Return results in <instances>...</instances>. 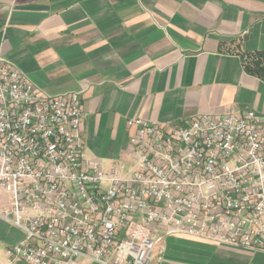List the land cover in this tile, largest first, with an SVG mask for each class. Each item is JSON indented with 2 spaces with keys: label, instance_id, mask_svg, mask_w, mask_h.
Segmentation results:
<instances>
[{
  "label": "built area",
  "instance_id": "obj_1",
  "mask_svg": "<svg viewBox=\"0 0 264 264\" xmlns=\"http://www.w3.org/2000/svg\"><path fill=\"white\" fill-rule=\"evenodd\" d=\"M78 93L48 96L0 56V218L30 264H151L164 235L264 251V115L130 117L128 161L86 152Z\"/></svg>",
  "mask_w": 264,
  "mask_h": 264
},
{
  "label": "crops",
  "instance_id": "obj_2",
  "mask_svg": "<svg viewBox=\"0 0 264 264\" xmlns=\"http://www.w3.org/2000/svg\"><path fill=\"white\" fill-rule=\"evenodd\" d=\"M264 50V0H0V56L48 96L78 93L87 154L128 161L126 121L264 115V80L241 53ZM23 232L0 218V264ZM72 264H99L76 258ZM151 264H264V251L172 234Z\"/></svg>",
  "mask_w": 264,
  "mask_h": 264
},
{
  "label": "trees",
  "instance_id": "obj_3",
  "mask_svg": "<svg viewBox=\"0 0 264 264\" xmlns=\"http://www.w3.org/2000/svg\"><path fill=\"white\" fill-rule=\"evenodd\" d=\"M241 58L248 73L264 80V50L244 51Z\"/></svg>",
  "mask_w": 264,
  "mask_h": 264
}]
</instances>
